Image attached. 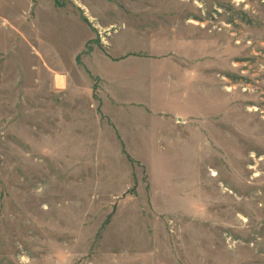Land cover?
<instances>
[{
    "label": "rangeland",
    "instance_id": "obj_1",
    "mask_svg": "<svg viewBox=\"0 0 264 264\" xmlns=\"http://www.w3.org/2000/svg\"><path fill=\"white\" fill-rule=\"evenodd\" d=\"M0 264H264V0H0Z\"/></svg>",
    "mask_w": 264,
    "mask_h": 264
}]
</instances>
